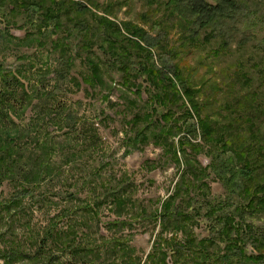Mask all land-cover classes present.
<instances>
[{
    "label": "rangeland",
    "instance_id": "374dc122",
    "mask_svg": "<svg viewBox=\"0 0 264 264\" xmlns=\"http://www.w3.org/2000/svg\"><path fill=\"white\" fill-rule=\"evenodd\" d=\"M233 1L208 26L172 0H0L2 71L28 92L10 112L5 149L15 153L8 171L0 168V264H145L149 254L155 264H196L202 239L209 253L234 252L225 250L222 214L251 194L229 174L253 171L247 159L263 164L264 0ZM96 14L124 32L125 24L141 27L159 45L142 42L144 52L119 41L113 51ZM146 58L178 93L159 78L158 89L150 83L139 68ZM186 107L191 124L208 116L239 138L222 146L199 136L182 146ZM230 154L225 173L218 160ZM174 193L172 210L190 219L165 230L158 213ZM247 238L245 255L262 256L247 264H264Z\"/></svg>",
    "mask_w": 264,
    "mask_h": 264
},
{
    "label": "trees",
    "instance_id": "16d2710c",
    "mask_svg": "<svg viewBox=\"0 0 264 264\" xmlns=\"http://www.w3.org/2000/svg\"><path fill=\"white\" fill-rule=\"evenodd\" d=\"M173 2L180 3V5L186 10L187 14H189L190 16H196V20H201L200 23H203L204 25L206 24L208 26L211 25V23L220 21L221 18L226 17L225 15L228 7L235 5L233 0H217L216 4L209 3V0H172V3ZM190 6L192 8H190ZM195 12V15L191 14ZM96 16L99 19L100 26L104 27L105 29L103 33V42H105V46H107V48L112 49L113 51H117L119 49V41L127 42L126 44L131 45L132 48L136 49L137 51L142 50L144 52H147V45L144 46L142 42L147 43L148 46L155 45V47H157L156 45H159V42L156 44V42L151 39L152 37L149 36L148 33H146V31L141 27H132L128 26V24H125L124 32V30H122L120 26H118L114 21H111L107 16H102L99 14H96ZM90 40L91 39L88 36L84 41L88 44V41ZM146 55L150 56L151 52ZM150 60L146 58L145 62L139 65V68H141L147 75L148 79H150V83H152L153 86L158 89L159 86L155 81L159 78L164 87L168 85V87L175 89V91L178 93L179 90L175 82L172 81L167 74L159 71L154 62L152 63ZM88 62L90 63V68H92L94 72L98 68L97 61L95 62L91 57H89ZM2 68L3 64L0 62V154L2 155V159L0 158V168L1 172L2 170H5L7 172L9 166L8 163L11 161V156L9 154L15 153V151H11V145L9 149H5L7 144L10 142L9 137L6 136V134L9 132V124H13L9 120V115L11 114V111L16 109L18 110L20 107H23L26 99L28 98V92H26V90H23L22 82L18 75H15L14 73H11L9 71H2ZM189 90V88H185L184 92H186V95L188 96L186 97L188 98L189 102H192V106H195L193 107L194 112L198 113L199 111L196 107L197 103H195L196 101H194ZM163 95V98L167 96L165 92L163 93ZM169 100L171 99L169 98ZM183 104H185V102H183ZM191 114V111L188 109V107H186V110L182 115L184 118L187 117L184 119L185 121H183L185 125L183 128H179L178 130L179 132H182L183 130L186 131L181 142L182 146L186 143L191 144L193 142L192 138L194 137L195 139H197L199 136L204 139L205 142L211 145L217 144L216 142H218L219 140H223L222 146L225 144L230 145V143L235 142L234 139L239 138H233V136L228 137V135L224 131L215 129L216 123L211 122V118L208 116L201 117L199 114L198 117H200V119L198 121V126L191 124L190 119L193 118ZM163 117L166 118L165 115ZM186 119L189 120L186 121ZM173 128L176 129L177 126H173ZM142 132L143 131L138 132L137 135ZM254 136L255 135H251L250 137H248L251 138L249 139L248 145H250V143L252 142L251 140L255 138ZM252 145L254 146V144ZM252 149L256 152L255 148ZM262 151L263 150H261V163L263 164H261V166L256 167L257 163L253 162L251 164L247 159V168H252L253 171L231 172V174H229L228 181H232L233 185L236 184V188L238 187L237 190L240 189L244 184L243 189L245 190V192L251 194L245 205H236L235 212L231 214H222L223 229L221 231V236L225 239L226 242L225 250H230V248L233 247L234 252L232 254L226 252L227 254L225 253V255H220V252L209 253L203 244L207 242V240L202 239V245L198 246L202 249L198 250L199 252L197 250V252H195V254L200 258V262H197L196 264H204V262L207 261H210V264H222L223 262L224 264H233L234 262H238L237 264H247V260H257L262 258V256L260 255H256L253 253L245 255V253L243 252L248 243V235L254 241L255 246L258 245L260 248H262V253L264 255V179L261 181L258 179V176L264 172V151ZM7 157L10 159H7ZM235 158L236 157H234L233 154H230L228 157H226V159L221 158L218 160L220 164H223L222 167L226 168L224 169L226 171L225 173H228L227 170L230 169V166L235 161ZM14 166L16 168V164ZM48 167L49 163L47 161L42 164L41 175L45 174ZM224 170H222L223 175ZM180 189L181 185L179 186L178 190L180 191ZM175 197V193L174 195L170 196V200L164 204L162 211L158 213L162 224L165 226V230L168 226L167 224L170 223V221L183 223L187 218L190 219L189 215L186 212L184 213L181 211L172 210V201ZM259 221H261L262 224L258 223ZM176 231H180L186 235L187 228H180L179 226H177ZM189 234L191 235V230L189 231ZM175 239L176 238H171L169 240L171 242L175 241ZM188 242L191 244L189 240ZM193 243L194 240L192 241V244ZM179 246L180 244L175 245L174 243L171 249L175 250ZM162 255H166L165 251H163ZM243 255L246 258L243 257ZM148 256L149 262L145 264H155L154 258H156V256H154L153 254H149Z\"/></svg>",
    "mask_w": 264,
    "mask_h": 264
}]
</instances>
